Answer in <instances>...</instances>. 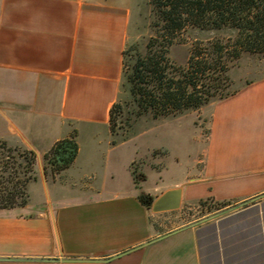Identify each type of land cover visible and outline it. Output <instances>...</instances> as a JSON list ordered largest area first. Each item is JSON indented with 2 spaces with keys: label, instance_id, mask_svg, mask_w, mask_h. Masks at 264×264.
<instances>
[{
  "label": "crops",
  "instance_id": "1",
  "mask_svg": "<svg viewBox=\"0 0 264 264\" xmlns=\"http://www.w3.org/2000/svg\"><path fill=\"white\" fill-rule=\"evenodd\" d=\"M134 5L0 0V143L41 156L27 205L0 209V264H205L203 224L165 231L152 220L208 198L246 202L264 194V79L211 106L202 159L168 184V165L149 163L154 151L129 153L130 134L112 132L111 111L125 99L124 53L140 21ZM73 136L75 163L55 177L46 173L44 154ZM148 169L159 176L154 187ZM246 210L259 213L258 222L246 216L219 234L222 264L229 243L240 242L230 234L246 231L250 253L260 246L249 264H264V201Z\"/></svg>",
  "mask_w": 264,
  "mask_h": 264
},
{
  "label": "trees",
  "instance_id": "2",
  "mask_svg": "<svg viewBox=\"0 0 264 264\" xmlns=\"http://www.w3.org/2000/svg\"><path fill=\"white\" fill-rule=\"evenodd\" d=\"M150 4L154 15L153 36L148 41L145 54L136 50L131 56L126 75L137 106L136 118L151 115L158 120L183 116L228 100L254 83L247 82L239 89L234 88L231 71L246 54L264 56V0H150ZM189 32L203 37L192 41L187 65L179 66L170 59V49L176 44L186 43L185 36ZM127 54L126 50L124 56ZM118 108L119 104L111 111L114 134H118L115 128ZM30 154L32 159L28 162L34 164L36 154ZM78 154L75 136L58 141L44 154L46 173L50 172L54 177L60 175L71 168ZM25 183H20L18 192L2 197L1 209L27 205ZM140 199L147 207L152 206L151 197L141 196ZM209 202L215 203L217 210L236 203L208 198L197 204L206 206ZM258 215L257 212L243 210L221 219L219 227L216 222L207 223L205 243L199 237L205 264H222L218 245L220 233L224 235L229 227L246 219V216L252 217L253 224H257ZM230 235L231 240L240 242L238 245L229 243L227 264H249L253 257L256 260V255H253L260 251V246L253 247L256 251L250 253V231L239 236ZM251 237L258 241L256 232L251 233Z\"/></svg>",
  "mask_w": 264,
  "mask_h": 264
},
{
  "label": "rangeland",
  "instance_id": "3",
  "mask_svg": "<svg viewBox=\"0 0 264 264\" xmlns=\"http://www.w3.org/2000/svg\"><path fill=\"white\" fill-rule=\"evenodd\" d=\"M134 9L139 13L140 21L135 25V34L137 37L134 43H131L127 48L128 54L125 57L126 75L129 72L131 56L136 53V50L141 54H145L148 41L153 36L152 23L154 15L150 0H135ZM200 36L192 32L187 33L185 38L188 41L186 43L176 44L170 49V59L179 66H186L190 57L191 43L195 38ZM231 76L234 81V88L238 89L247 82L263 80L264 56L244 55L239 65L231 71ZM124 89L123 96L125 99L119 103L120 108L116 110L115 128L120 138L123 135L128 136L130 134L131 142L126 147L127 152L130 153L131 150L137 149L140 156H146L149 151H154L151 154L153 159L151 156V160L149 161L152 168L162 170L168 165L169 170L162 175V178H165V184L170 183L174 178H180L187 170V167L193 165L207 141L211 125V107L203 108L199 111H192L176 118L155 120L151 115L136 118L137 106L133 102L130 84L127 78ZM184 116H187V118L177 120ZM201 157L199 156L200 159H202ZM30 159H32L30 151L18 147H9L5 143H0V209L3 203L2 197L4 195L7 196L11 192H18L21 184L25 183V181L24 192L26 195H29L27 186L31 181L36 179L35 175L39 174L41 156L37 157L36 155L34 164H29L28 161ZM199 166H202V164ZM146 175L149 178V186L154 187L155 178H159V176L151 169L147 170ZM80 179L87 183L97 182V178ZM138 180L139 178H135L136 183H139ZM121 181L113 185L118 184V186H121ZM262 201H264V198L250 203L243 208H235L243 203L236 202L221 210H217L218 206L211 202L207 203L206 206L205 204L201 205L197 203L184 205L181 209L173 211L172 213L170 212L165 216L159 217V219L154 218L152 221L157 227L162 224L163 229L168 231L177 227H187L231 208H235L231 212H227L209 221L217 223L227 216L239 213ZM205 225L206 223L203 224L204 227ZM204 230L200 235L205 243Z\"/></svg>",
  "mask_w": 264,
  "mask_h": 264
},
{
  "label": "water",
  "instance_id": "4",
  "mask_svg": "<svg viewBox=\"0 0 264 264\" xmlns=\"http://www.w3.org/2000/svg\"><path fill=\"white\" fill-rule=\"evenodd\" d=\"M261 198H264V194H263L262 196H259V197H257V198H254V199H252V200H249V201L243 202V203L239 204V205H238L237 207H235V208H243V207L249 205L250 203H253V202H255V201H257V200H259V199H261ZM163 202H164V201H162V203H163ZM162 203H161V204H162ZM235 208H231V209H229V210H227V211H225V212H222V213H220V214H217V215H214V216H212V217H209V218H206V219H204V220H201V221H199V222H196V223H194V224H192V225H189V226L185 227L184 229L192 228V227H196V226H199V225L204 224V223H206V222H209V221H211V220H213V219H215V218H217V217H219V216H222L223 214H225V213H227V212H231V211L234 210Z\"/></svg>",
  "mask_w": 264,
  "mask_h": 264
}]
</instances>
